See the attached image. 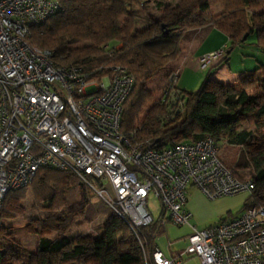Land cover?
<instances>
[{
    "label": "built area",
    "instance_id": "1",
    "mask_svg": "<svg viewBox=\"0 0 264 264\" xmlns=\"http://www.w3.org/2000/svg\"><path fill=\"white\" fill-rule=\"evenodd\" d=\"M59 9L57 0H0V207L7 192L51 169L85 187L98 183L94 190L132 231L144 264H182L181 256L197 257L200 264H264V197L253 195L251 178L236 177L221 161L212 139L160 148L135 141L120 131L133 87L124 68L111 66L89 78L82 65H57L50 51L27 44L30 27ZM223 52L202 55L198 65ZM177 79L178 70L170 72L162 91L170 108L181 104ZM189 186L210 200L238 193L250 199L241 214L197 229L189 223ZM149 197L171 223L190 227L178 258L156 248L146 252L141 230L152 220Z\"/></svg>",
    "mask_w": 264,
    "mask_h": 264
},
{
    "label": "trees",
    "instance_id": "2",
    "mask_svg": "<svg viewBox=\"0 0 264 264\" xmlns=\"http://www.w3.org/2000/svg\"><path fill=\"white\" fill-rule=\"evenodd\" d=\"M57 1L59 11L30 27L27 44L50 51L57 65H82L89 78H99L111 66L124 68L133 79V87L123 104L122 133L131 135L137 142L147 141L153 148L204 138L212 139L216 145L224 142L238 146L241 152L232 164L228 166L221 161L236 177L251 178L253 195L264 197V147L249 148L256 131L264 128V63L242 71L236 85L210 79L211 70L227 61L232 50L245 44L249 37L257 49L264 50V0H214L218 10L213 14L210 0H155L157 14L140 29L136 28L135 11L138 7L146 9L147 0ZM208 24L228 38L229 46L222 47L224 54L196 90L184 91L177 85L179 106L170 108L162 100L161 92L160 99L143 111L151 100L147 81L179 54L186 30ZM118 44L120 48L109 54ZM172 71L167 72L165 80ZM254 87L257 93L247 92ZM243 121L247 127L242 126ZM239 170L250 173L243 176ZM71 186L83 185L70 174L39 170L28 186L6 193L0 207V230L1 213L7 200H22L28 192L33 197L32 207L47 212L37 221V226L54 227L57 225L55 213L65 206L61 194ZM249 199H245L244 208ZM66 209L65 217L57 225L59 229L51 236L40 235L34 251L14 241L7 246L0 245V264H87L86 259L92 256L95 261L90 264H144L138 240L102 201L86 205L82 195L78 203ZM78 209L81 216L73 220ZM99 217L102 220L94 227L96 236L77 231L78 227L91 224ZM163 219L164 215L159 220L152 218L141 230L148 254L155 249L154 239Z\"/></svg>",
    "mask_w": 264,
    "mask_h": 264
},
{
    "label": "rangeland",
    "instance_id": "3",
    "mask_svg": "<svg viewBox=\"0 0 264 264\" xmlns=\"http://www.w3.org/2000/svg\"><path fill=\"white\" fill-rule=\"evenodd\" d=\"M167 1H175V0H167ZM155 0H147L146 3V9H143V7H138L135 11V19H136V28L140 29L146 26L149 22V18L152 15L157 14L158 9L155 5ZM211 5V14L215 13L218 10V5L214 2V0H210ZM210 27V25H206L204 27L196 28V29H189L186 30L183 35L180 42V51L179 54L171 61V63L167 64L165 68H162L159 70L154 77L149 79L146 83V90L151 94V100L146 103L144 110L150 107V105L153 104V102L157 99H160V95L162 92V88L165 82V76L169 70H178L180 64L183 61L182 56L188 55L190 52L191 45L200 37L201 33L200 31H203L204 29H207ZM222 48V47H221ZM217 51V50H215ZM214 52V51H212ZM225 52V50H224ZM223 52V54H224ZM253 52H256L255 47L253 46V38L249 37L247 42L241 46H237L232 50V52L229 54L228 62L231 66L236 67V65H240L243 60L246 58V60H250V57L254 56ZM207 54V53H205ZM203 54V55H205ZM222 54V55H223ZM185 56V57H186ZM202 56V55H201ZM198 56V59L201 57ZM184 57V58H185ZM221 57H219L217 60H219ZM216 61V59H213L210 61L209 64L205 65L204 67H200L197 62V64H194V62H190L187 65V68L189 67L192 69L193 74L192 76H186V81L188 82L189 87L187 88L188 91H194L196 90L201 82L203 81V78L207 72V69L209 66L213 65V63ZM174 63V65L172 64ZM176 63V64H175ZM179 77V75H178ZM180 78L184 79V76L182 73H180ZM178 83V79L177 82ZM91 88H87V92H90ZM247 92L250 94H255L258 92V90L254 88H248ZM182 114L176 118L178 120L181 118ZM175 122V121H173ZM243 127H247L246 122H242ZM248 128L253 129V126H248ZM255 139L252 142V146L249 147L250 149H257L264 147V128H262L259 131H256ZM218 151L217 156L228 166L230 163L234 162L236 157L241 152V149L238 147H230L227 143L221 142L217 145ZM232 159V160H231ZM240 173L243 176L249 175V170H239ZM93 187H79V186H71L64 189V191L61 194L62 202L65 204L63 209L57 213H55L54 217L56 219V224H60V222L65 217V214L67 213V207L76 204L79 202L80 197L83 195L85 204H90L97 201H102L99 197V195L96 193L95 189H100L98 183L95 181H92ZM29 191V189H28ZM205 197V196H204ZM206 198V197H205ZM248 196L246 193H238L234 195H228L221 198H216L213 200L207 199V211L204 219L200 222H198L196 219L191 218V223L194 224L197 229H203L208 226L214 225L218 223L220 220L228 219L230 217H235L239 214H241L244 210V201L247 199ZM33 197L30 192L26 194V196L22 200H16L9 198L6 202L5 211L1 213V224L2 228L0 230V245L7 246L11 242H18L20 245H35L37 243L38 236H51L53 233H55L59 228L57 225L54 227H42L39 228L37 226V221L40 218H43L47 215V212L45 209H34L32 207ZM103 202V201H102ZM230 206V207H229ZM159 207V211L161 210V206L156 199H152L149 197L147 200V208L149 212L151 213L152 218L156 220L158 211L157 208ZM217 207H228L227 210L222 211L219 214H213L212 211L217 209ZM84 209V208H83ZM83 211V210H82ZM215 213V212H214ZM81 216V210H77L75 214L73 215L72 219H78ZM102 220L101 217L95 219L91 224H84L81 227L77 228V231H83L84 234H87L89 236L94 235V227L98 225ZM179 229V226L174 225L167 219V216H165V221L162 223V227L157 234V236L154 239V243L160 247L164 251H178L183 250L186 246V242L184 241V236H182V232H179L178 239L173 240L169 233L168 229ZM6 230L11 232L10 234H7ZM38 234V235H36ZM22 238V239H20ZM174 254V253H173ZM184 259H189L191 257L183 256ZM87 264H90V262H87Z\"/></svg>",
    "mask_w": 264,
    "mask_h": 264
},
{
    "label": "crops",
    "instance_id": "4",
    "mask_svg": "<svg viewBox=\"0 0 264 264\" xmlns=\"http://www.w3.org/2000/svg\"><path fill=\"white\" fill-rule=\"evenodd\" d=\"M175 1H177V0H175ZM200 33H201L200 37L191 45L189 54L187 56L186 55L182 56L183 61L180 64L179 69H178L179 77H178L177 85L181 90H184V91H188L187 88L190 85L186 81V76L194 75L192 69H190L189 67L187 68V65L190 62H194V64H197L198 56H201L205 53H209V52L218 50L221 47L227 48L229 46V40L226 37V35H224L223 33H221L219 30H217L214 27H208L207 29L200 31ZM255 49H256V52H253L254 56L250 57L249 62L245 58L240 65H238V66L236 65V67H233L229 64V62L227 60V61L223 62L217 68L211 70L210 79L214 80L216 82L222 83V84L236 85L237 77L242 71L254 69L258 63H264V50H259L256 47H255ZM217 61L218 60L216 59V61L213 63V65L216 64ZM172 64L174 65V63H172ZM213 65L209 66V68L207 69V72L210 70V68ZM180 73H182V75L184 76V79L180 78ZM255 88L257 89V87H255ZM228 146L238 147V146H231V145H228ZM232 163H230V164H232ZM207 204H208V202H207L206 198L194 186L188 187L187 209L191 213V217L189 220L190 224H192L191 218L192 219L194 218L198 222H200L204 219V217L206 215H208V214H206ZM227 208L228 207H223V209H221V207H217V209L213 210L212 213L213 214H219L222 211L227 210ZM157 211H158V214H157L156 219L159 220L160 217L162 215H164V219L162 222V223H164L165 214L163 213L162 209L159 211V207L157 208ZM192 225H194V224H192ZM180 231L182 232V236H184L183 239L186 242V237L190 232V227L188 225H181V226H179L178 230L173 229V228L168 229V233L173 240L178 239V235H179ZM36 235H38V234H36ZM84 235L89 236L87 234H84ZM93 236H96L95 232H94ZM38 238H39V236H38ZM20 239H22V238H20ZM22 246L24 248H26L27 250L34 251L36 246H37V243L34 246L33 245L27 246V245H23V244H22ZM154 247L156 249H158L159 251H161L162 254L168 258H178V256H180V254L182 252L181 249L178 251L175 250L173 252L164 251L160 247H158L156 244ZM181 258L183 259L182 264H200V261L197 257H191L189 259L188 258L184 259V257L181 256ZM94 261H95V258L93 256L86 259V263L87 262L93 263Z\"/></svg>",
    "mask_w": 264,
    "mask_h": 264
}]
</instances>
